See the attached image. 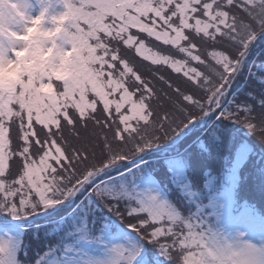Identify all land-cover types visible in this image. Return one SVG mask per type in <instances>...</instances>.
<instances>
[{"label":"snow or ice","instance_id":"obj_1","mask_svg":"<svg viewBox=\"0 0 264 264\" xmlns=\"http://www.w3.org/2000/svg\"><path fill=\"white\" fill-rule=\"evenodd\" d=\"M0 264H264V0H0Z\"/></svg>","mask_w":264,"mask_h":264}]
</instances>
